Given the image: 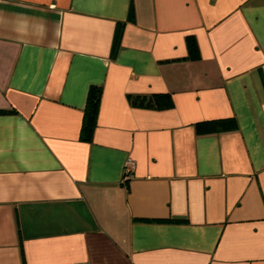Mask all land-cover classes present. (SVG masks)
<instances>
[{
	"label": "crops",
	"instance_id": "obj_1",
	"mask_svg": "<svg viewBox=\"0 0 264 264\" xmlns=\"http://www.w3.org/2000/svg\"><path fill=\"white\" fill-rule=\"evenodd\" d=\"M0 110V264H264V0H0Z\"/></svg>",
	"mask_w": 264,
	"mask_h": 264
},
{
	"label": "trees",
	"instance_id": "obj_2",
	"mask_svg": "<svg viewBox=\"0 0 264 264\" xmlns=\"http://www.w3.org/2000/svg\"><path fill=\"white\" fill-rule=\"evenodd\" d=\"M128 20H134V10L132 3L129 6ZM123 22H118L111 45V57L114 58L119 49L123 34ZM186 46L189 58L196 59L199 56L198 46L195 37L190 35L186 38ZM101 87L91 85L87 92V99L84 108L83 123L81 126V139L91 141L95 120L101 98ZM129 101L133 106H141L154 109H167L173 106V101L169 93H151L147 95H131ZM10 110H0V113H6ZM238 128L237 120L234 117H225L212 120L199 121L194 124L196 134H211L226 131H233Z\"/></svg>",
	"mask_w": 264,
	"mask_h": 264
},
{
	"label": "built area",
	"instance_id": "obj_3",
	"mask_svg": "<svg viewBox=\"0 0 264 264\" xmlns=\"http://www.w3.org/2000/svg\"><path fill=\"white\" fill-rule=\"evenodd\" d=\"M134 169V162L130 159H128L125 163L124 166V174L125 176H129V174L133 171Z\"/></svg>",
	"mask_w": 264,
	"mask_h": 264
}]
</instances>
